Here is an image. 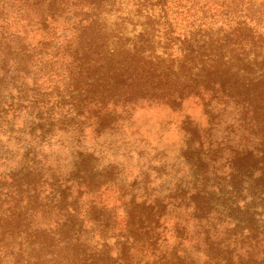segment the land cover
Masks as SVG:
<instances>
[{
    "label": "rangeland",
    "instance_id": "1",
    "mask_svg": "<svg viewBox=\"0 0 264 264\" xmlns=\"http://www.w3.org/2000/svg\"><path fill=\"white\" fill-rule=\"evenodd\" d=\"M52 1L0 0V31L13 36L10 47H0V58L16 61L21 69L16 73L11 62L7 65L15 87L5 92L0 105V116L19 130L17 144L0 131V185L2 175L7 180L0 186V264H87L124 252L120 257L130 264H206L208 256L231 264L255 239L264 241L263 160L245 155L258 148L261 131L252 123L261 121V109L253 104L243 108L231 96V70L219 73L231 67V18L238 14L234 6L231 10V0H65L60 13L46 17ZM80 19L96 20L107 39L102 45L113 49L134 43L143 47L144 30L157 36L149 51L159 54L164 45L176 44L187 58L198 57L175 67V75L162 84L120 78L114 88L95 85L99 73L78 76L67 62L74 48L66 43L75 33L70 26ZM260 20L257 28L264 32ZM196 30L199 40L193 43L171 39ZM165 31L170 40H163ZM217 55L226 57V64L210 69L209 60ZM219 80L228 92L213 88ZM64 83L70 86L64 89ZM23 87L27 101L17 100V88ZM11 97L20 109L10 107ZM96 119L105 126L95 129ZM34 135L30 146L37 158L25 162L29 145H21ZM86 154L91 162H86L88 173L78 188L68 174L84 163L80 160ZM22 160L41 173L37 196L27 186L31 173L28 183L18 185L21 173H14ZM65 180L71 184L67 208L58 201L61 210L75 205L84 211L69 222L72 242L59 240L55 222L63 216L47 206L43 190L51 181L58 185ZM132 198L146 204L159 198L166 208L155 229L148 227L147 211H141L125 243ZM249 229H254L252 235Z\"/></svg>",
    "mask_w": 264,
    "mask_h": 264
},
{
    "label": "trees",
    "instance_id": "2",
    "mask_svg": "<svg viewBox=\"0 0 264 264\" xmlns=\"http://www.w3.org/2000/svg\"><path fill=\"white\" fill-rule=\"evenodd\" d=\"M67 2L65 0H53L49 4V15L54 16L56 11L59 13L63 10L64 4ZM233 6L236 9L237 15H232L231 21H233V26L231 27V67H224L225 70H220V74H225L231 70V96L235 98L237 101L242 103L243 108L252 107V104L255 106L253 109H261L260 116L261 121L252 123V128L259 129L261 131L260 136L258 137V148L256 151H248L246 150L247 157H256L261 156L263 160V167L261 169L262 175L259 177H264V32H261L257 25L261 23V17L264 19V0H231V10ZM226 6L221 5V8H225ZM235 12V11H234ZM242 18V19H241ZM44 22L46 19H43ZM75 26V33L72 34L70 39L66 40L67 44H74V48H72V54L69 61V64L72 66L73 72L81 76L83 74L88 75L90 72H97L99 75L96 77L95 85H108L110 88H114L116 86L118 79L124 78L126 80L131 81L130 83L136 82L140 85L150 84L152 86L165 83L168 81L172 75H175L173 69L175 67L179 68V66L189 64L188 59L191 60L196 59L198 56L195 54H191L190 57L187 58L185 53V49L181 46L169 45L163 46L162 52L159 54L156 53L154 49L150 50V47L154 42L153 38L156 39V35L154 34H146L145 31H141L140 38L142 39L143 47H147L145 49L141 46L135 45L126 46L123 45L122 49H113L108 47L107 45H102L103 41L107 40L104 35L98 29V24L96 20L84 21L80 19L76 23H73L70 27ZM4 27V23L0 24V28ZM172 33L173 27L168 28ZM166 31L163 33V40H170L167 36H165ZM199 30H196L194 33L190 32L189 35L183 33L182 38L180 37H171L173 41H177L181 45L185 42L193 43L194 40L198 39L197 35ZM11 34L5 35L4 31H0V47H10L12 45ZM92 43H96L92 45ZM203 45H199L197 50L200 49ZM175 48V49H174ZM200 48V49H199ZM79 50H83V53H80ZM178 51L179 53H176ZM147 52V53H146ZM120 54V55H119ZM115 55H119V58L113 59ZM203 56V54H200ZM223 58H226L222 55H217L215 60H209L208 66L210 69H214V67L218 65H225L226 62H223ZM198 60V59H197ZM213 61V64L210 63ZM236 61L238 63H236ZM8 61L6 57L0 58V105L3 104V100L5 99V92L11 90L14 84H11V79L9 76V69H7V65H10L18 72L20 68V64L16 63V61ZM65 61V64H67ZM201 63L202 67H206L207 63L203 61L202 58L198 60V63ZM21 69H19V72ZM181 75V73L179 74ZM17 78V74L15 76ZM70 85L68 83H64V89L68 88ZM213 88L221 89L222 91L228 92L229 87L222 83L220 80L217 83L212 84ZM19 98H23L24 100H28L29 95L25 93V88L18 89L17 88V100ZM14 98L11 97L10 107L17 109L21 108L20 105L14 103ZM28 105H31V101L29 100ZM16 106V107H14ZM257 112V111H256ZM255 111L253 112L251 120L254 121ZM95 129L102 128L105 124L102 121H98L96 119L94 122ZM6 124V127H3ZM255 126V127H253ZM0 131H3L8 134V140H13L16 144L18 139L15 137L19 133V130L13 125H10L8 121H6L2 116H0ZM44 129H41L39 138L43 135ZM17 139V141H16ZM36 140L35 135L30 137L24 149V161L29 162L31 158H37V154L35 152V148L30 146ZM254 153V155H253ZM27 155V156H26ZM90 154H86L80 161L84 162L79 168H73L70 170L69 179L72 177L77 182L78 188H80L82 184L83 176L88 173V165L86 166V162L90 161ZM26 157V158H25ZM24 161L19 165V168L16 169L17 173H21L20 181L18 185H22L28 183L29 174L33 176L31 180V184L29 186V190L33 193V195H38L37 186L39 184V178L41 177V173L38 171L37 165H28V163L24 164ZM20 162V160H19ZM18 162V164H19ZM248 169V168H247ZM85 173V174H84ZM11 174V173H10ZM13 175V174H11ZM10 175V177H11ZM3 183L0 185H4L7 180H5L4 175L1 176ZM237 177V176H236ZM235 176L231 175V179L234 180ZM15 179H11L8 186ZM68 180L56 185V181H51L46 184V189H43L47 194L45 195L46 200L48 197V202L53 203L50 205L46 202L48 207H52L57 210L63 216V220L59 222H55V228L59 231L58 236L60 239L67 242H72V227L69 225V222L74 219H79L80 214L84 215V211H81L80 206H72L70 210H61L59 206V199H61L64 206H66V196L68 187L71 184L72 179H70V184H66ZM236 183V181H234ZM63 187L61 188V186ZM17 187V186H16ZM16 189V188H15ZM14 189V190H15ZM61 190V195L58 197V191ZM12 192V191H11ZM10 192V194H11ZM79 193H81L79 191ZM195 193V192H194ZM189 194V196L193 197L195 194ZM186 193H184L185 195ZM21 199L19 198L15 203L19 204ZM253 206V205H252ZM255 206V205H254ZM26 210L29 209V205L26 204ZM67 208V206H66ZM163 208H166L165 201H161L159 198H156L150 203L146 204V201L135 202L134 199H131V203L129 207H127L126 211V230L124 231V242L127 243L129 238H132L133 231L136 229L137 221H140L142 218L141 211H147L146 217L148 219V227H152L155 229V226H161L162 223L159 221L162 218ZM195 210H200L201 206H195ZM256 208L257 207H252ZM126 210V209H125ZM82 212V213H80ZM89 215V211L87 215ZM82 216L81 219L85 218ZM150 222H153V225H149ZM254 229H249V235L253 234ZM33 232L29 233L32 234ZM57 232H54L56 234ZM32 236L31 238L35 237ZM30 237L28 239H31ZM264 238V237H263ZM264 248V241L262 238L255 239L250 245L246 247L245 254L243 256H239L237 260L231 264H264V251L260 253L259 249ZM126 251V250H125ZM125 255L119 253L114 258L110 256H105L102 259H91L87 264H130V260H127L125 257L122 258L120 256ZM117 258L119 261L117 262ZM206 264H228V260L223 261V259L215 258V257H207ZM69 264H78L77 261H71Z\"/></svg>",
    "mask_w": 264,
    "mask_h": 264
}]
</instances>
